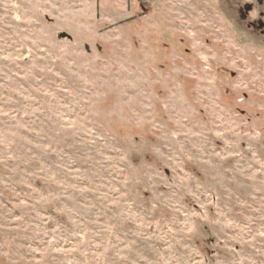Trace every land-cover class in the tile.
Masks as SVG:
<instances>
[{
  "label": "rangeland",
  "instance_id": "374dc122",
  "mask_svg": "<svg viewBox=\"0 0 264 264\" xmlns=\"http://www.w3.org/2000/svg\"><path fill=\"white\" fill-rule=\"evenodd\" d=\"M0 264H264V0H0Z\"/></svg>",
  "mask_w": 264,
  "mask_h": 264
},
{
  "label": "crops",
  "instance_id": "0c3cea01",
  "mask_svg": "<svg viewBox=\"0 0 264 264\" xmlns=\"http://www.w3.org/2000/svg\"><path fill=\"white\" fill-rule=\"evenodd\" d=\"M134 1H137V0H134ZM127 5H129V2H128V3L126 2V7H127ZM104 6H105V5H104ZM114 6H115V5H114ZM121 6L124 7V4H121V5H120V4H117L115 10L117 9V12L121 13L122 15H125V12H126V11L124 10L125 8H123V7H121ZM122 8H123V9H122ZM126 10H127V9H126Z\"/></svg>",
  "mask_w": 264,
  "mask_h": 264
},
{
  "label": "built area",
  "instance_id": "2783aa9c",
  "mask_svg": "<svg viewBox=\"0 0 264 264\" xmlns=\"http://www.w3.org/2000/svg\"><path fill=\"white\" fill-rule=\"evenodd\" d=\"M139 1L145 2L146 0H139Z\"/></svg>",
  "mask_w": 264,
  "mask_h": 264
}]
</instances>
